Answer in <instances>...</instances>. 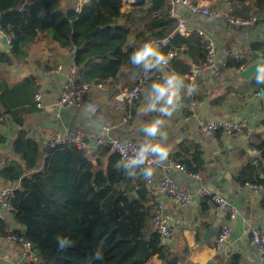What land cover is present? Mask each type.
<instances>
[{
  "label": "trees",
  "instance_id": "16d2710c",
  "mask_svg": "<svg viewBox=\"0 0 264 264\" xmlns=\"http://www.w3.org/2000/svg\"><path fill=\"white\" fill-rule=\"evenodd\" d=\"M229 1L237 17L264 14V0ZM64 4L65 0H0V25L13 44L10 53L0 54V65L26 61L30 47L41 34L75 51L73 64L85 83L103 84L104 79L115 78L131 64L130 55L143 43L169 36L171 46L162 51L165 55L194 42L203 51L196 64L205 62L200 38H185L177 32L179 19L170 16L167 0H148L128 13L122 12L123 0H90L80 14L65 10ZM98 28L88 40L87 36ZM134 30L136 38L143 39L140 45L129 43ZM262 48L264 41L251 50ZM169 63L179 74L192 71V66L180 58ZM245 65V60L232 56L227 61L228 70ZM135 74L138 80L145 79L155 76L157 70L145 73L142 66H136ZM37 90L35 79L27 78L0 96V115H12L20 128L12 143L19 161L2 169L0 179L10 185L20 184L14 201V220L19 227L15 233L35 245L36 259L28 264H152L155 258L163 264H180L171 245L152 229L154 206L145 183L132 184L128 175L140 169H126L108 146L101 147L90 160L74 146L46 145L29 137L24 117L37 112L33 104ZM256 148L262 150L259 168L264 173V142ZM101 157H106L105 167ZM179 164L188 173L200 174L205 159L197 151ZM254 168L249 164L242 169L237 181L253 182ZM57 237H67L70 246L59 249ZM230 264H240L239 258Z\"/></svg>",
  "mask_w": 264,
  "mask_h": 264
},
{
  "label": "crops",
  "instance_id": "0c3cea01",
  "mask_svg": "<svg viewBox=\"0 0 264 264\" xmlns=\"http://www.w3.org/2000/svg\"><path fill=\"white\" fill-rule=\"evenodd\" d=\"M222 1L203 0V5L212 4L218 7ZM76 5L77 0H65L64 7L65 10H75ZM132 8L129 3H124L122 12L128 13ZM177 17L186 18L191 25L218 39V64L235 53L243 54L246 65L264 60L263 48L259 51L251 50L254 44L264 41V23L230 35L225 30H217L214 25L208 24L206 19L194 18L185 7L178 8ZM136 36L137 33L134 30L129 39V43L133 46L140 45L143 40L137 39ZM192 38L195 37L192 36ZM3 39L4 37L0 35V54L10 53L11 50L8 52L5 49ZM190 44L185 51L181 52L180 61L193 66L202 59L203 51L194 46V42ZM74 54L75 51L72 48L62 47L46 34H41L39 40L30 47L26 61H13L8 66L0 65V96L5 89L16 87L27 78H34L38 87L37 93L42 92L44 95L46 108L37 109V112L26 114L24 117L29 137L46 143L68 132L83 130L92 138H96L100 135L102 126L117 124L119 129L115 134L118 138L134 139L142 145L148 143L151 138H146L142 129L159 114H144L139 110L142 106L151 103V85L154 82H162L163 77L173 71L164 67L163 70H157L155 76L150 75L145 78L142 98L131 110L129 122H125L127 114L118 108L114 98L137 84L136 66L132 64L124 66L122 72L115 78L104 79L103 89L89 94L81 109L65 107L57 112L55 104L65 84L68 68L73 63ZM58 65H62L64 71L47 77L46 72ZM239 71L228 70L220 78H214L211 72L202 71L193 82L189 81L186 75L180 74L185 85L193 86L195 91L191 95L186 89L182 92L181 106L167 120L164 131L167 136L166 143L170 149L169 164L168 167L165 166L168 160L160 164L158 170L153 171L154 175L151 178L156 189L159 188L165 176H172L176 182L180 183L176 178L180 171L172 168V164L190 160L194 152L203 153L205 168L200 173L201 179L186 176L195 181L193 187L186 185L193 194L192 203L182 209L173 199L162 198L165 215L173 230V237L165 242H168L179 256L180 264L211 262L230 264L235 258H239L240 264H260L257 251L250 245V227L256 225L264 230V189L260 193H254L249 188V184H261L264 187V173L258 165L253 169V182L243 184L237 181V175L251 164V148L260 147L264 142V93H262L264 84H258L253 78L239 82L241 77ZM193 98L198 99L194 109L188 105ZM33 104H35L34 100ZM4 117L5 123L0 129V171L12 161H19L12 152V143L20 128L12 115L8 114ZM216 119L240 123L245 127L238 135L229 136L219 132L217 138L212 139L203 134L200 127ZM44 121L48 124L45 125ZM100 160L105 167L106 157H101ZM211 167L224 171L228 177L225 183H222L221 177H214L221 186L212 192L232 201L239 208L238 218L232 223V234L221 253L215 247L217 234L214 238L204 240L208 229L218 225L217 231H219L227 218L226 215L216 218L213 203L208 198L200 197V191L207 190L209 183L212 182L208 178ZM141 172L142 169L132 172L136 174L135 177L129 176L132 184L146 183L147 180L140 176ZM5 186L10 184L0 179V189ZM150 197L154 206L157 197ZM205 206H208V209ZM18 229L14 218L8 217L6 221L0 222V264H17L22 260L21 246L5 238V235L16 232ZM152 264L163 263L155 258Z\"/></svg>",
  "mask_w": 264,
  "mask_h": 264
},
{
  "label": "built area",
  "instance_id": "2783aa9c",
  "mask_svg": "<svg viewBox=\"0 0 264 264\" xmlns=\"http://www.w3.org/2000/svg\"><path fill=\"white\" fill-rule=\"evenodd\" d=\"M90 0H77L75 11L77 13H83ZM131 0H123V3ZM169 5V14L171 17H177L178 8L185 7L187 11L194 17L199 19L211 18L219 21L225 27L229 28L233 33H238L243 29H252L257 25L264 23V14L248 17H237L234 15L235 7L229 0H223L218 7H214L212 4L207 6L203 5V0H167ZM179 23L177 32L183 37H190L196 35L200 38L202 47L206 52L205 62L203 65L195 64L192 66V71L186 75V78L193 82L197 75L202 71L211 72L214 78H220L227 69L228 58L218 64V39L212 34L198 29L191 25L186 18H178ZM0 35L7 38V43L10 50L13 47L12 40L7 35L0 25ZM160 44V50L164 51L167 47L171 46V37L165 39H153ZM187 49L186 45H182L180 48L172 49V59H179L181 52ZM169 52V53H170ZM236 60L243 59L242 53H235L233 56ZM244 60V59H243ZM166 68L172 71L170 63ZM241 67L240 69H242ZM239 69V70H240ZM64 71L62 65H58L54 69H50L46 72L47 77L61 74ZM145 83L144 78H140L132 88L124 90L122 93L114 98L118 108L123 110L127 117L125 122H129L130 113L133 107L142 98L143 85ZM103 89L101 83H85L80 80L78 74V68L72 63L68 68L67 78L62 88L60 97L55 104L57 112L65 107H72L81 109L84 106L85 99L89 94L94 91ZM35 106L38 110H44L46 108L44 95L42 92H38L34 97ZM197 100H191L188 105L195 108ZM159 114V113H158ZM5 123V117L0 115V129ZM244 125L240 123L230 122L224 119H216L211 122L201 125L200 130L203 134L212 139H216L219 132H224L226 135L235 136L240 134ZM119 129V125L110 124L101 127V133L98 137L92 138L87 132L83 130H75L64 134L61 137L47 141L46 145L53 146H74L79 150L85 152L90 160L93 159V155L101 147L108 146L119 157L121 164L128 170L134 171L137 169H143L144 165L126 167L129 162L136 158L139 148L142 146L140 142L134 139L123 140L116 136V131ZM154 158L150 157V160ZM262 150L252 147L251 148V164L257 167L262 161ZM153 171H157L159 165L152 163ZM172 168L179 170L186 176L193 177L200 180V174L188 173L184 166L174 163ZM145 188L150 196L157 197V201L154 204L153 217H152V229L154 232L159 233L164 241H169L173 237V230L169 223L168 218L165 215V206L163 203V197H169L173 199L182 209L188 207L193 201V194L186 185L176 182L172 176H165L161 181L159 188L156 189L154 181L147 180ZM249 188L254 193H260L264 187L261 184H249ZM20 189L19 183H14L10 186H5L0 189V222L6 221L8 217L14 218V201L16 199L17 191ZM200 197L208 198L215 207L216 218H222L226 215V219L223 221L220 230L218 231L215 239L216 249H220L229 240L232 234V223L238 218L239 208L232 201L225 199L219 194L203 189L200 191ZM1 235V234H0ZM5 238L18 244L22 248V260L17 264H28L36 259L35 245L27 238L16 234L15 232L8 233ZM250 245L257 251L260 264H264V230L256 225L250 227Z\"/></svg>",
  "mask_w": 264,
  "mask_h": 264
},
{
  "label": "clouds",
  "instance_id": "9594fccd",
  "mask_svg": "<svg viewBox=\"0 0 264 264\" xmlns=\"http://www.w3.org/2000/svg\"><path fill=\"white\" fill-rule=\"evenodd\" d=\"M173 53L165 55L160 50V44L155 40H149L143 43L130 55V63L133 66H142L145 73L151 72L152 69L163 70L170 60ZM253 79L258 84H264V64L256 67ZM186 89L191 95L195 88L191 85H185L183 77L173 71L163 77L162 82H154L151 85V103L141 107L139 111L144 114L159 113L142 129L146 138H151L148 143L143 144L136 158L131 160L126 167L144 165L140 176L145 180H151L154 175L152 163L156 165L163 164L169 156L170 149L166 143L167 136L164 131L167 120L170 119L182 104V92ZM167 118V119H166ZM158 138V139H157ZM151 158H154L150 160ZM120 165L117 164V167ZM129 176L135 177V173H128ZM59 249L70 246L67 237H57ZM99 258V256H97Z\"/></svg>",
  "mask_w": 264,
  "mask_h": 264
},
{
  "label": "water",
  "instance_id": "95a60500",
  "mask_svg": "<svg viewBox=\"0 0 264 264\" xmlns=\"http://www.w3.org/2000/svg\"><path fill=\"white\" fill-rule=\"evenodd\" d=\"M147 1L148 0H131L129 2H126V4L129 3V5L132 7H141V6H144L147 3ZM177 18H179V17H177ZM206 22L210 25H214L217 30H220V31L225 30V31L229 32L230 35L233 34V32L229 28L223 26L219 21L213 20L211 18H207ZM99 30H100V28L96 29L93 33L89 34L87 36V39L88 40L91 39L92 36L94 34H96ZM3 44L5 45V49L9 52L10 48L8 46L6 37H4V39H3ZM260 64H264V60L256 61L250 65L243 66V68L240 69V71H239L240 76H241L239 82H242L243 80H251V78H253L254 73L256 72V67ZM262 93H264V91ZM44 122H45V125L48 124L47 121H44ZM167 160L168 161H166L167 163L165 164L166 167H168V164H169L168 163L169 159H167ZM220 163H222V162H220ZM214 177L215 178L221 177L222 181H223L222 183H225L226 181H228V177L224 171H218L217 168H214V167L209 168L208 178L210 179V182L211 181L212 182H211V184L209 183L208 189L211 191H215V190L219 189L221 186V183L217 180H214ZM176 178L183 185H189L190 187H193V185L195 184L194 180L188 179L186 177V175L183 174L182 172H179L176 175ZM221 191L223 192V189H221ZM217 227H218V225H214L213 227L208 229L206 234L204 235V240H209L210 238H214L215 235L218 233ZM22 231H24V229H22ZM225 245L226 244H224L223 246H225ZM222 249H223V247L218 249L217 251H219V253H221ZM208 264H214V263L211 262Z\"/></svg>",
  "mask_w": 264,
  "mask_h": 264
}]
</instances>
